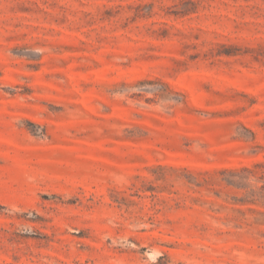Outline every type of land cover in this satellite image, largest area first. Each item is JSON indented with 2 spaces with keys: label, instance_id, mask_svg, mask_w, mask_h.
I'll return each instance as SVG.
<instances>
[{
  "label": "rangeland",
  "instance_id": "obj_1",
  "mask_svg": "<svg viewBox=\"0 0 264 264\" xmlns=\"http://www.w3.org/2000/svg\"><path fill=\"white\" fill-rule=\"evenodd\" d=\"M0 264H264V0H0Z\"/></svg>",
  "mask_w": 264,
  "mask_h": 264
}]
</instances>
